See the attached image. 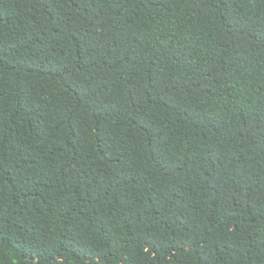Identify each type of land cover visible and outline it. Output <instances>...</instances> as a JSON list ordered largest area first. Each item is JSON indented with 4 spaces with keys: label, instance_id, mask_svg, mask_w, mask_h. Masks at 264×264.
Instances as JSON below:
<instances>
[{
    "label": "trees",
    "instance_id": "1",
    "mask_svg": "<svg viewBox=\"0 0 264 264\" xmlns=\"http://www.w3.org/2000/svg\"><path fill=\"white\" fill-rule=\"evenodd\" d=\"M0 264H264V0H0Z\"/></svg>",
    "mask_w": 264,
    "mask_h": 264
}]
</instances>
